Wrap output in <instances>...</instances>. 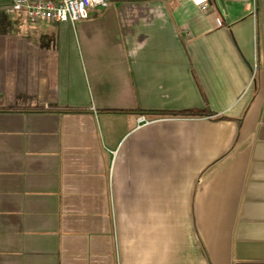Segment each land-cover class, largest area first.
<instances>
[{
  "label": "crops",
  "instance_id": "1",
  "mask_svg": "<svg viewBox=\"0 0 264 264\" xmlns=\"http://www.w3.org/2000/svg\"><path fill=\"white\" fill-rule=\"evenodd\" d=\"M23 16L0 18V264H264V0ZM187 110L213 115L154 114Z\"/></svg>",
  "mask_w": 264,
  "mask_h": 264
},
{
  "label": "built area",
  "instance_id": "2",
  "mask_svg": "<svg viewBox=\"0 0 264 264\" xmlns=\"http://www.w3.org/2000/svg\"><path fill=\"white\" fill-rule=\"evenodd\" d=\"M113 0H7V12L16 10L25 14L31 24L56 22L75 24L89 17L90 9L106 8ZM192 2L205 11L210 0H181ZM145 117L139 118V124H147Z\"/></svg>",
  "mask_w": 264,
  "mask_h": 264
},
{
  "label": "trees",
  "instance_id": "3",
  "mask_svg": "<svg viewBox=\"0 0 264 264\" xmlns=\"http://www.w3.org/2000/svg\"><path fill=\"white\" fill-rule=\"evenodd\" d=\"M61 111H78L74 109H64ZM138 114H149V112L145 111H139ZM156 115H180V116H187V117H201V116H207V115H213L212 112L206 111V110H187V111H181V112H172V113H165V112H155Z\"/></svg>",
  "mask_w": 264,
  "mask_h": 264
},
{
  "label": "rangeland",
  "instance_id": "4",
  "mask_svg": "<svg viewBox=\"0 0 264 264\" xmlns=\"http://www.w3.org/2000/svg\"><path fill=\"white\" fill-rule=\"evenodd\" d=\"M16 13H19L22 17H24L23 16V13L21 12V11H15V12H13V13H8L7 12V8H6V6H5V8L4 7H0V18H7V17H11V16H13V15H15Z\"/></svg>",
  "mask_w": 264,
  "mask_h": 264
},
{
  "label": "water",
  "instance_id": "5",
  "mask_svg": "<svg viewBox=\"0 0 264 264\" xmlns=\"http://www.w3.org/2000/svg\"><path fill=\"white\" fill-rule=\"evenodd\" d=\"M213 2V0H210V3H212ZM220 2H221V4H223V0H220Z\"/></svg>",
  "mask_w": 264,
  "mask_h": 264
}]
</instances>
